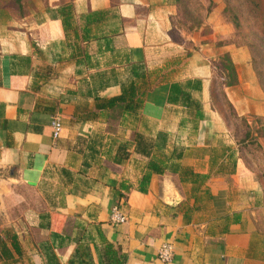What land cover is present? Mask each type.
Wrapping results in <instances>:
<instances>
[{
  "label": "crops",
  "instance_id": "1",
  "mask_svg": "<svg viewBox=\"0 0 264 264\" xmlns=\"http://www.w3.org/2000/svg\"><path fill=\"white\" fill-rule=\"evenodd\" d=\"M67 1L75 19L66 35L56 9ZM214 2L178 38L177 0L0 5V201L15 236L0 264H264L263 191L212 103L213 61L227 54L234 64L237 83L224 92L237 116L264 117V92L246 46L219 43L233 29ZM89 11L103 19L86 24ZM137 63L140 109L97 108L96 97L117 96L134 79ZM191 78L201 80L192 93L201 119L167 98L172 83ZM152 161L162 172L151 171L142 191ZM116 204L124 223L109 221ZM166 242L170 262L157 256Z\"/></svg>",
  "mask_w": 264,
  "mask_h": 264
},
{
  "label": "trees",
  "instance_id": "2",
  "mask_svg": "<svg viewBox=\"0 0 264 264\" xmlns=\"http://www.w3.org/2000/svg\"><path fill=\"white\" fill-rule=\"evenodd\" d=\"M6 0H0V5ZM15 1L19 7L21 8V3L22 0H12ZM264 2V0H261ZM225 3V11L227 12L228 16H226L227 21L232 25L233 28V34L232 37L229 38L226 41H220L219 43H224V42H230L234 43L237 42L234 38L236 37V34L239 33V29L242 27L243 22L247 20L248 17H252L255 21L257 20V13H256V7L257 4L255 0H240L238 4H235L233 0H224ZM242 6L244 8H242ZM56 13L58 17L62 21V25L64 28V31L67 35V32L70 29H73L72 23L74 22L75 16L73 12V3L71 1L63 2L61 3L57 9ZM83 19L86 21V24L92 23V22H98L103 19V13L101 11H89L85 15H83ZM200 25V22H198L195 26ZM76 35V33H75ZM109 42L107 41L106 46H108ZM235 45H242V44H236ZM221 66V97L224 100V103L227 104V106L232 110L234 114L236 112L234 111V108L232 104L227 100L226 94L224 92V87L225 86H231L237 83V78H236V72L234 65L232 61L230 60V57L225 54L222 57V63H220ZM131 74L134 77L133 80H131L127 84H122L121 85V93L117 96L111 97V98H99L96 97V107L97 108H108V109H113L115 107H119L123 109L124 114H129L131 112H135V110L138 108L140 109L142 102H143V96H144V89H140L138 86V92H136V86H135V80L141 79L143 83L145 82V70H144V65L141 63L137 64H131ZM262 74L258 72V76L261 77ZM214 84L212 81V86L210 90V96L212 103L218 107V109L221 110V106L218 105V97L217 93L214 89ZM201 89V80L197 78H191V79H186L184 81L180 82H175L172 83L169 87L168 91V101L171 102H179V105L184 106L186 109H190L192 112V115L197 118L201 119L203 114H202V106L200 101L195 99L193 97V92L194 91H199ZM123 114V115H124ZM242 118V117H241ZM243 119H245L243 117ZM255 122L259 123L261 122V117H255ZM261 130H262V135L264 136V123H261L260 125ZM258 130L260 128L258 127ZM250 136L249 130L246 131L245 136L239 140L240 145L244 143V141ZM138 137V136H137ZM139 138V137H138ZM138 143L141 144L139 141ZM142 145V144H141ZM139 145V146H141ZM241 148V146H240ZM142 151H146V147L142 145ZM149 171L145 173L140 182H139V189L144 191L146 189L145 185L149 181L150 178V172L155 171V172H162V167H160L159 164L156 162H150L148 165ZM121 188L126 189V186L123 184L120 185ZM116 195L118 197H122L123 194L120 192H117ZM4 237L0 236V257H7L8 252L6 249V239L3 240ZM7 238H10L12 240V243L15 242V236H8Z\"/></svg>",
  "mask_w": 264,
  "mask_h": 264
},
{
  "label": "rangeland",
  "instance_id": "3",
  "mask_svg": "<svg viewBox=\"0 0 264 264\" xmlns=\"http://www.w3.org/2000/svg\"><path fill=\"white\" fill-rule=\"evenodd\" d=\"M180 4L179 16L176 20L173 35L175 38H178L177 29H184L189 32L194 29V26L200 22H203L204 16L208 15L212 9L216 6L214 0H177ZM224 6L223 14L228 16L225 11L224 0H218ZM235 4H238L240 0H233ZM257 7V20L248 17L246 21L243 22L242 27L239 29V33L236 34L234 38L237 42L236 44H242L240 46H246L250 54V63L252 69L256 75L259 86L264 92V2L261 0H255ZM242 8H244L242 6ZM233 29V28H232ZM224 39L225 41L228 40ZM238 46V45H236ZM225 55V54H224ZM223 57V56H222ZM222 57L213 61L214 68V77L212 78L214 89L218 97V105L221 106L223 112L224 121L226 122L228 128L232 132L241 138L245 136L247 130L250 132V136L242 143L240 159L243 165V171H249L253 173L258 184L262 188L263 198H264V136L262 135L261 123H264V117H261V122L256 123L255 117H249L248 119H243L240 116H237L230 110L227 104L224 103V100L221 97V66ZM234 65V64H233ZM260 72L261 77L258 76ZM258 127L260 130H258ZM1 178L4 177L3 174H0ZM6 183L0 182L1 188L5 186ZM21 189V188H20ZM25 194L30 195L34 199L33 191L31 190H22ZM3 208V210H2ZM4 205L1 202L0 210V236L4 237L7 240V229L5 223ZM3 238V240H5Z\"/></svg>",
  "mask_w": 264,
  "mask_h": 264
},
{
  "label": "built area",
  "instance_id": "4",
  "mask_svg": "<svg viewBox=\"0 0 264 264\" xmlns=\"http://www.w3.org/2000/svg\"><path fill=\"white\" fill-rule=\"evenodd\" d=\"M50 126L54 137H57L62 129L60 118L55 116L51 118ZM127 220V215L119 205H113L110 209L109 221L113 224L124 223ZM158 258L162 262H170L173 256V246L170 242L163 243L159 246L157 252Z\"/></svg>",
  "mask_w": 264,
  "mask_h": 264
},
{
  "label": "water",
  "instance_id": "5",
  "mask_svg": "<svg viewBox=\"0 0 264 264\" xmlns=\"http://www.w3.org/2000/svg\"><path fill=\"white\" fill-rule=\"evenodd\" d=\"M0 174H2V172H0ZM1 176V175H0ZM1 178V177H0ZM3 178V177H2ZM0 210H1V201H0Z\"/></svg>",
  "mask_w": 264,
  "mask_h": 264
}]
</instances>
